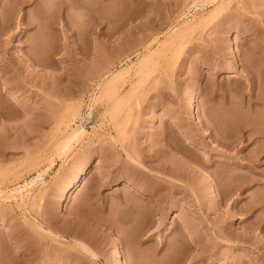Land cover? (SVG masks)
Wrapping results in <instances>:
<instances>
[{"label":"rangeland","instance_id":"rangeland-1","mask_svg":"<svg viewBox=\"0 0 264 264\" xmlns=\"http://www.w3.org/2000/svg\"><path fill=\"white\" fill-rule=\"evenodd\" d=\"M263 52L264 0H0V264H264Z\"/></svg>","mask_w":264,"mask_h":264},{"label":"bare ground","instance_id":"bare-ground-1","mask_svg":"<svg viewBox=\"0 0 264 264\" xmlns=\"http://www.w3.org/2000/svg\"><path fill=\"white\" fill-rule=\"evenodd\" d=\"M261 51H263V50H261ZM263 54H264V52H263ZM144 58V57H143ZM142 60V59H141ZM143 61H144V59H143ZM115 75H117V72L116 73H113V75H111V78H110V81L111 82H109V84L110 83H112L113 81V79H114V77H115ZM109 81V80H108ZM196 98H197V94L195 93V94H192V95H190V117H191V119H192V121L193 122H197L198 124H200L201 122L199 121V118H198V115H197V100H196ZM85 130V128L84 127H81V128H78L73 134H72V136L69 138V142H71L74 138H76V137H79V135H81L82 134V132ZM129 175V174H128ZM156 175V174H155ZM41 176V173L40 174H37V176L36 177H33L31 180H29V181H26L24 184H19V185H17V186H15L13 189H12V192H16V191H22L25 187H27L28 185H30V184H33V182L38 178V177H40ZM121 176V175H120ZM125 177V176H124ZM131 177V176H130ZM156 177V176H155ZM130 181V180H129ZM132 181V180H131ZM173 181V180H172ZM75 184L76 183H69L67 186H66V192H70L74 187H75ZM173 184H174V181H173ZM173 184H171V187H174L173 186ZM31 186V185H30ZM152 186V185H151ZM151 186H149V187H147V186H144V188H142V190H144V191H147L146 192V194H147V199H148V201L150 202V204H151V206L152 205H154V206H152V207H154V208H156V206H158V203H159V197H157L159 194H161V188H157V187H151ZM147 187V188H146ZM141 190V191H142ZM144 191H142V192H144ZM19 193H21V192H19ZM11 195V194H10ZM127 201V200H126ZM124 203H125V205H124V207H125V209H126V207L128 206L127 205V202H125L124 201ZM64 206V205H63ZM123 206V205H122ZM122 208V207H121ZM130 207L128 206V209H129ZM132 208V207H131ZM134 208V207H133ZM129 211H130V209H129ZM133 211H135V210H133ZM141 211V210H140ZM142 212V211H141ZM136 213V212H135ZM137 214V213H136ZM138 214H143V213H138ZM140 215V216H141ZM144 215V214H143ZM138 217V216H137ZM129 218H130V216H129ZM141 218V217H140ZM140 218H136L135 217V219H140ZM143 218V217H142ZM144 219V218H143ZM126 222V221H125ZM144 222V221H143ZM131 223V222H130ZM42 224V223H41ZM40 226V225H39ZM42 226V225H41ZM40 228H43L44 230H46L54 239H58V240H61L60 242H62V241H69V242H72L74 245H76V246H80L81 248H82V250L84 249V251H86L85 252V254H88L90 257H92V258H95L96 257V254L93 252V251H91L90 249H89V247H87L86 245H84L83 243H81V242H79L77 239H76V237H74V236H70V238L67 236V235H65L64 234V231L63 232H59V231H57V230H55V229H52V228H46L45 227V225H43L42 227H40ZM61 231V230H60ZM68 232V231H67ZM74 233V232H73ZM67 234V233H66ZM73 235H75V234H73ZM65 243V242H64ZM68 243V242H67ZM71 246V245H70ZM73 246V245H72ZM114 257L116 258V259H118L119 260V263L120 264H126V262H125V259H124V256H123V252H122V250L120 249V247L119 246H116V248L114 249Z\"/></svg>","mask_w":264,"mask_h":264}]
</instances>
